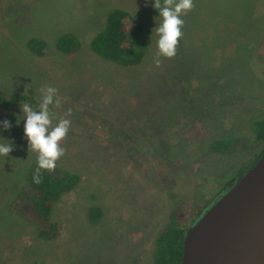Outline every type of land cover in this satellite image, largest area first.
I'll use <instances>...</instances> for the list:
<instances>
[{"label": "rangeland", "instance_id": "rangeland-1", "mask_svg": "<svg viewBox=\"0 0 264 264\" xmlns=\"http://www.w3.org/2000/svg\"><path fill=\"white\" fill-rule=\"evenodd\" d=\"M153 2L0 0V93L25 92L36 108L42 87L58 89L61 105L50 111L59 119L71 109L72 123L57 164L80 176L53 206L58 236L38 238L10 206L37 157L24 137L23 103L0 105V121L12 125L0 126V142L13 144L0 157V264H150L177 204L189 226L253 165L261 144H247L248 126L264 117V0H194L176 56L159 67ZM116 7L142 24L148 48L138 65L89 49ZM65 31L81 41L69 56L54 48ZM31 36L45 41L43 55L26 48ZM228 135L237 136L231 152L208 149ZM90 205L101 207L97 223L87 219Z\"/></svg>", "mask_w": 264, "mask_h": 264}, {"label": "trees", "instance_id": "trees-1", "mask_svg": "<svg viewBox=\"0 0 264 264\" xmlns=\"http://www.w3.org/2000/svg\"><path fill=\"white\" fill-rule=\"evenodd\" d=\"M25 46L33 54L40 56L44 54L46 44L43 39L31 36L26 39ZM80 46V38L70 31L59 33L54 40L55 50L66 56L76 53ZM88 46L98 58L120 66L138 65L148 48L141 22L129 10L119 7L107 11L103 26L91 36ZM34 101V98L25 92L0 93V105H32ZM248 133L251 141L247 144H261V149L255 156L256 161L264 151V117L254 118L248 126ZM236 140L235 135L218 137L208 143V149L231 152ZM36 167L35 158L27 168L24 185L10 206L13 213L35 224L38 238L52 240L61 230L60 223L52 219L53 206L63 193L78 185L80 176L57 164L52 171L42 170V182L36 184L33 181ZM209 205L205 204L203 208L206 209ZM184 207L183 203L177 204L169 213L165 225L158 230L153 240L150 264H180L185 232L205 210L198 213L187 226L184 222ZM86 213L90 223H97L102 217V210L98 205H90Z\"/></svg>", "mask_w": 264, "mask_h": 264}, {"label": "water", "instance_id": "water-1", "mask_svg": "<svg viewBox=\"0 0 264 264\" xmlns=\"http://www.w3.org/2000/svg\"><path fill=\"white\" fill-rule=\"evenodd\" d=\"M180 264H264V151L183 237Z\"/></svg>", "mask_w": 264, "mask_h": 264}, {"label": "clouds", "instance_id": "clouds-1", "mask_svg": "<svg viewBox=\"0 0 264 264\" xmlns=\"http://www.w3.org/2000/svg\"><path fill=\"white\" fill-rule=\"evenodd\" d=\"M194 6V0H154L152 7L158 11L160 17V22L154 29L156 35L154 63L157 67L162 63L161 57L170 59L176 56L180 40L184 35L182 16L187 15ZM40 92L41 96L36 108L29 103L21 104L25 116L24 137L28 141L29 149L37 153V167L33 174V181L36 184L42 182V170H54L57 161L65 155L66 148L61 142L67 138L72 123L68 118L72 115L71 109L59 119H55L56 114L50 111V105H55L57 108L61 105L57 88L44 86ZM0 126L4 130L12 127L8 120L0 121ZM12 151L11 141L0 142V157L8 156Z\"/></svg>", "mask_w": 264, "mask_h": 264}, {"label": "flooded vegetation", "instance_id": "flooded-vegetation-1", "mask_svg": "<svg viewBox=\"0 0 264 264\" xmlns=\"http://www.w3.org/2000/svg\"><path fill=\"white\" fill-rule=\"evenodd\" d=\"M213 202H214V201H212L211 203H213ZM211 203H210V204H211Z\"/></svg>", "mask_w": 264, "mask_h": 264}]
</instances>
